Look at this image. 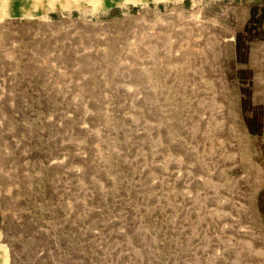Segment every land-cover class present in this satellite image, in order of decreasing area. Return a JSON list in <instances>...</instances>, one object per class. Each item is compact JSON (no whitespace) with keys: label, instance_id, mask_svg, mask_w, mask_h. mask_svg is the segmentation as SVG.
Listing matches in <instances>:
<instances>
[{"label":"rangeland","instance_id":"374dc122","mask_svg":"<svg viewBox=\"0 0 264 264\" xmlns=\"http://www.w3.org/2000/svg\"><path fill=\"white\" fill-rule=\"evenodd\" d=\"M0 264H264V0H0Z\"/></svg>","mask_w":264,"mask_h":264}]
</instances>
